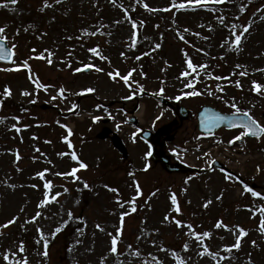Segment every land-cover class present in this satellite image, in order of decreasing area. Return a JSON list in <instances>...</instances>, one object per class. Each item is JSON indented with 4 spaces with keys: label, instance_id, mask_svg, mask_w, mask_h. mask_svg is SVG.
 Wrapping results in <instances>:
<instances>
[{
    "label": "rangeland",
    "instance_id": "374dc122",
    "mask_svg": "<svg viewBox=\"0 0 264 264\" xmlns=\"http://www.w3.org/2000/svg\"><path fill=\"white\" fill-rule=\"evenodd\" d=\"M49 2L53 6L40 11L43 0H18L16 4L0 0V26H6L7 46L17 45L14 57L17 63L45 49L54 53L51 65L46 60L29 61L32 72L48 86L47 90L35 88L28 79V69L0 71V118H3L0 122V225L18 217L14 224L0 229L3 233L0 235V264H6L2 259L5 251L17 250V236L21 233L32 236L30 241L34 249L18 253L17 259L26 257L29 264H100L101 257H107L105 264H155L153 257L162 264H176L173 251L184 258L186 264H217L219 257L213 259L199 255L202 251L199 243L207 244L212 252L230 257L219 260V264H248L249 256L253 264H264V236L257 230L260 213L257 212L255 217L252 215L253 210L264 206V199L248 198L249 193L244 192L234 178L225 180V173L208 169L209 164L217 160L243 182L258 186L256 191L264 196V139L256 142L243 140L246 154L219 147L215 149L209 141L208 150L196 152L195 157L192 152V158L188 157L191 166L197 168L196 173H168L161 164L149 159L147 146L137 136V127L128 123V113L143 104L144 115L139 117V125L143 129L153 131L171 120L175 121L174 126L178 125L171 109L161 108L147 94L163 97L176 108L184 106L188 111L187 119L163 154L164 157L177 158H183L185 154L181 150L175 153L173 148H181L184 143L194 141V115L200 106L209 105L221 112L235 113L229 105L217 99L218 96L230 102L234 97L242 111H249L253 118L264 124L260 118L264 113V95L249 91L254 80L264 84V71H255L264 69V20L261 19L264 0H206L205 6L169 11L163 9L169 8L173 0H118L115 5L109 0H62L59 5L54 0ZM145 3L159 10L148 11L143 7ZM220 16L225 18L223 24L218 19ZM133 20L137 22L135 29L131 27ZM249 23L251 28L242 37L239 47L232 45V31L239 34ZM233 24L236 26L234 30L230 27ZM185 28L189 31L185 32ZM84 29L88 32L98 30L97 35H86ZM133 31L137 33L136 46L131 48ZM180 35L185 40H180ZM226 40L229 43L226 44ZM157 43L161 45L158 49L155 48ZM97 46L106 60L87 51ZM32 49H36V53H32ZM185 53L194 64L206 63L209 66L207 72L212 76L229 77L232 82L209 79L201 72L193 83L195 89L204 94L183 96L182 93L192 90L185 87L191 77L180 75L186 69ZM84 64H92L103 71L97 72L95 67L86 74L74 71ZM237 64L244 67L238 69ZM12 66L0 63V68ZM132 68L136 71L130 81L133 82L131 89L119 78L117 82L107 75L116 69L127 74ZM245 69L249 75L239 76L238 73ZM236 80H240L242 88L235 86ZM141 85L143 91L139 90ZM217 85L224 91H217ZM5 87L11 89V96L2 95ZM61 87L65 89L66 98L58 95ZM89 87L95 91H83ZM161 87L163 95H158ZM239 89L243 91L239 92ZM207 90L215 95H207ZM23 91L31 95L24 96L21 94ZM52 96H57V99L52 100ZM129 96L132 99L130 103L125 99ZM176 96H181V99H175ZM77 100V112L70 115L69 109L77 104ZM41 105L48 108L41 110ZM93 117L100 119L94 122ZM13 124L20 129L19 132L12 128ZM61 125L72 129V135L68 137L73 145L71 149L62 139L68 132ZM133 133H136L135 142ZM239 133L220 131L213 136L214 142L225 145ZM16 151L21 156L19 161L15 158ZM72 151L88 165L87 169L77 173L81 177L79 181L55 175L78 166L70 156L57 155ZM145 164L149 165L146 171ZM46 168L50 171L45 173V179L35 177L36 172ZM46 181L52 182L50 197L56 193L61 195L45 207L38 208ZM84 181L89 188H84ZM133 181L139 183L142 195L136 196ZM32 184L39 187L32 188ZM104 185L118 189V192L109 191ZM172 193L176 194L182 209L177 218L192 223L197 232H212L211 238L197 242L185 234L189 231L186 227L178 229L172 222H163L165 215H177L170 210ZM117 196L122 202L136 196L137 210L132 212L128 204L120 209L116 203ZM208 200L212 203L205 208ZM38 211L40 217L25 224ZM69 211L73 214L71 219ZM121 211L130 215L125 217L118 254L114 255L109 252L110 237L107 233H114L119 226ZM218 220L233 231L216 229L214 225ZM97 224L105 231H99ZM237 225L245 228L247 235L242 238L239 250L224 252L225 245L235 242ZM57 227L61 231L53 236ZM37 228L48 240L47 257L42 255L43 240ZM78 228L82 229V234ZM253 240L258 247H253ZM185 243L189 244L187 251L183 248ZM128 245H132V249ZM134 250H139L141 255L132 256L130 253Z\"/></svg>",
    "mask_w": 264,
    "mask_h": 264
},
{
    "label": "snow or ice",
    "instance_id": "6c2138e0",
    "mask_svg": "<svg viewBox=\"0 0 264 264\" xmlns=\"http://www.w3.org/2000/svg\"><path fill=\"white\" fill-rule=\"evenodd\" d=\"M10 2L12 4H16L18 2V0H10ZM110 2L115 5L117 0H110ZM137 2H139V0H137ZM216 2H223V0H216ZM54 3L56 5H59L62 3V0H54ZM205 3H206V0H204L203 3H202V0H182V2H180V3H177L176 0H173L170 7L163 9V11H169L171 9H178V10L179 9H185L186 7L191 8V7H195V6H205ZM3 6L7 7V5H3ZM52 6H53V4L50 3L49 0H43V4H42V7L40 8V11H44L45 9L51 8ZM143 7L150 12H155V11L159 10V9L150 8L147 3H145L143 5ZM243 10H244V8L242 6L241 11H243ZM257 11H259V9ZM125 12H127V10H125ZM129 19H131V18L129 17ZM218 19H219L221 24L224 23L225 18L223 16H220ZM261 19L264 20V16H262ZM115 23L118 24V23H120V21H116ZM140 23L142 24L143 21H141ZM131 27L133 29H135L137 27V22L133 20ZM157 27H159V26L157 25ZM230 27H231V29L234 30L236 26L233 24ZM209 28H211V26H209ZM250 28H251V23L244 25L242 27V31H240L239 34H237L235 31H232L231 34H232V36H234V40L231 42V44L236 46V47H239L241 40H242V37L245 35V33H248ZM25 31H27V29H25ZM97 31L88 32L87 29L83 30V32L86 35H91V36L97 35ZM184 31L187 32L189 30L187 28H185ZM5 33H6V26H0V61H8L13 66L0 68V71L12 72V71H20L22 68L28 69V79L35 85V88L37 90H39V89L47 90L48 86L41 83L39 80V77L36 76L32 72L29 61L32 59L46 60L47 63L49 65H51L53 63L52 57L54 56V53L48 49H45L43 52H40L38 55H34V56L30 55L27 59L23 60L20 63H17L16 60L14 59V57L16 56L15 49H16L17 45L13 43L10 48L5 47V41L7 40V36L5 35ZM17 34H18V32H17ZM196 35L199 36L200 34L196 33ZM136 36H137V33L135 31H133L131 33V37H130L132 42L129 45V47L134 48L136 46ZM69 39H72V37H69ZM77 39H79V37H77ZM179 39L185 40V37L183 35H180ZM205 39H207V37H205ZM185 42L187 43V41H185ZM225 43L227 44V43H229V41L226 40ZM223 46L224 45L222 44L221 47H223ZM160 47H161V45L159 43H157L155 45L156 49H158ZM31 51H32V53H36L37 50L32 49ZM87 51L92 53L95 56L100 57L101 59H105V60L107 59V57L103 56L100 53L98 46L97 47H91ZM197 51H203V49H197ZM45 53L47 55H45ZM205 54H207V53H205ZM68 55L71 56V53H68ZM121 56H125V54L121 53ZM221 58H223V57H221ZM136 59L139 60L140 57H136ZM185 63H186V69L184 71H182L180 75H181V77H185V78L191 77V79L186 81L185 87L190 88L192 90L182 93L183 96L195 97V96H199V95L204 94V93L197 91L195 89L194 83H193L194 80H198L201 72H204L209 79H215V80H222L223 79V80H228L230 83L232 82L229 77L212 76L211 73L207 72V69L209 66L206 63L200 64V65L194 64L191 57H189L187 55V53H185ZM68 66L71 67L70 62L68 64ZM93 67H95V66L92 64H84L82 67L75 68L74 71L75 72H81V71H84V70H87V69H90ZM243 67L244 66L239 65V64L236 65V68H238V69L243 68ZM95 70L97 72L103 71V69L100 67H95ZM189 70H191V71H189ZM135 71H136V69L132 68L127 72V74H121L119 72V70L116 69L114 71L108 72L107 75L113 81H117V78H119L120 81H123V83L131 89L133 82H130V81H132L133 73ZM255 71H264V69H256ZM233 74H235V73H233ZM238 74L241 77L249 75L247 69L240 71ZM142 75H144V74L142 73ZM234 83H235V86L237 88L243 87L240 80H236ZM139 90L143 91L142 85L140 86ZM251 90L257 94L264 95V84H260L259 82L254 80V81H252ZM83 91L88 92V93H92L95 91V89L89 87L87 89H84ZM217 91L223 92L224 89L220 85H217ZM163 92H164V89H163V87H161V89L159 90V93H157V94L163 95ZM21 94L24 96L31 95V93H29L28 91H23ZM64 94H65V89L63 87H61L58 90V95L60 98H66L64 96ZM206 94L209 96L215 95V93L211 90H207ZM2 95L5 97L11 96L12 95L11 89L9 87H5ZM51 99L56 100L57 96H52ZM125 99H131V96L125 97ZM175 99L179 100V99H181V96H176ZM217 99L222 100L225 104L229 105L230 108L235 110V113L242 114L244 117L247 118L246 120L242 121L239 125V127L242 128L243 130L238 135H236L233 139L228 141L229 145L234 144L236 141L241 140L246 136H251V137H254L256 139H264V124H261L259 121H257L255 118H253L250 115L249 111H247V110L242 111L241 108L238 107L234 97L232 98L231 102L228 100H224V97H222V96H218ZM32 102L35 103V101H32ZM76 107H77V105L73 104L72 108H70L69 111H72ZM205 112H207V110H205ZM2 119L3 118H0V122H2ZM14 119L19 120L18 117H15ZM99 119H100V117H93L94 122L99 120ZM157 119H159V117H157ZM225 119H226V117L216 114L213 116H208L206 119L202 118L201 124H202V126H205L209 130H211V126L217 125L219 122L224 121ZM57 123H59V121ZM228 124L230 127H236L237 126L234 120H228ZM25 127H27V126H25ZM61 127H64L68 132V135L64 136L62 139L65 142H67L68 147L71 149L73 147V145H72V143L68 137L72 135V129L67 125H61ZM118 127H119V125H118ZM12 128H14L17 132L20 131V129L15 124L12 125ZM132 139H133V142H135L136 133L132 134ZM36 151L39 152L40 150L37 148ZM57 155H59L61 157L65 156V155L70 156L71 160L75 161L78 166L72 167L70 171L56 172L55 175L63 176L66 178L71 177L74 181L81 180V177H79L77 175V173L81 169H87L88 165L85 162H83L82 160H80V158L78 157L76 152L75 151H72L69 153L61 152V153H58ZM146 155L151 156L152 152L149 151ZM205 155H207V153H205ZM15 158H16V161H19L21 159V156H20L18 151H16V153H15ZM48 162L51 163V161H48ZM148 167H149V165L145 164L144 170L146 171L148 169ZM17 170L19 171L20 169L17 168ZM260 170L261 169L258 165L257 171L259 172ZM49 171H50V169H47V168L44 169L43 171H38L35 173V177H38V178L43 180V179H45V173H47ZM221 171L226 172V174L224 176L225 180H232L233 179L231 172H227L225 169H221ZM129 175H133V174L129 173ZM189 179H191V178H189ZM237 179H239V178L237 177ZM186 183H187V181H186ZM133 184L135 187L136 196L142 195V191H141V187H140L139 183L136 181H133ZM83 186L86 189L90 187L86 181L83 182ZM11 187H15V185H11ZM31 187L37 188L39 186L37 184H32ZM104 187L107 188L109 191L118 192V189L110 188L108 185H104ZM51 188H52V182L46 181L43 185V189H44L43 199H41L39 201V203L37 205L38 208L45 207L50 202L55 201L57 196L61 195V193H56L55 196L50 197L49 193H50ZM243 189H244V192L250 193L253 197H260V198L264 199V196H262V194L259 191L253 190V188L247 184L243 185ZM64 191L67 192L68 189L65 187ZM152 195H155V193H153ZM136 196H134L129 201H123V202L121 201V198L119 196H117L116 203L118 204L120 209H123L125 207V204H128L131 207V211L135 212L137 210L136 206H135L136 205ZM169 198L171 201V209L170 210H171V212H174L177 215L176 216L165 215L163 217V222H165V223L172 222V223H174L175 227L178 229H183L186 227L189 231L185 234L188 235L189 237L194 238L197 242H201L205 238H211L212 237V232H210V231H204L202 233L197 232L194 229L192 223L184 222L181 219L177 218L182 212V209H181V207L178 203V200H177V196L175 193H172ZM217 199L219 200L220 197L218 196ZM211 203H212L211 200L206 201L204 204V207L207 208L208 205H210ZM21 211H23V208L21 209ZM257 212L260 213L259 225H258L257 230L262 236H264V206H260V207L256 208L255 210H253L252 211L253 217L256 216ZM40 215H41V213L38 211L35 216L31 217V219H29V220H26L25 224L35 222L37 220V218L40 217ZM128 215H130L129 212L121 211L120 215H119V222H120L119 226L115 228L114 233H112V232L107 233V235L110 237L109 252L111 254H114V255L118 254V244H119L120 238L123 234V226H124L125 217ZM72 216H73L72 212L69 211L68 212L69 219H71ZM17 219H18V217H13L12 219L8 220L6 223L0 225V229L8 228L10 225L14 224ZM64 223L66 224L67 221H65ZM214 227L216 229L223 228V229L228 230V231H233V229L230 228L228 225L224 224L222 220H218L215 223ZM96 228L101 232L105 231V229L100 224H97ZM60 231H61V228L57 227L55 229V231L52 233V235L55 236L56 233H58ZM77 231L81 232V234H82V229L78 228ZM37 232L40 233L41 240H43L44 251H43L42 255L47 257L48 256V251H47L48 240L44 239V234L40 228H37ZM2 234L3 233L0 232V235H2ZM234 235H235V242L231 245H225L223 248L224 252L231 253L233 251V249L239 250L241 247V240L244 236L247 235V231L245 230V228L237 225L236 229L234 231ZM137 239H140V237H137ZM221 239H223V237H221ZM37 243H40V241L38 240ZM77 243H79V241H77ZM152 243H153V245H155V243H156L155 240H153ZM252 245H253V247H258L255 240L252 241ZM199 247L202 249V251L199 252V255H201V256H211L213 259H216L217 257H219V260L230 259V257H228V256H221L219 252L210 251L207 244L199 243ZM128 248L132 249V245H128ZM183 248L185 251H187L189 249V244L185 243L183 245ZM160 250L161 251H167V249H164V248H160ZM24 252H25L24 242L20 241L17 250L13 251V250L9 249V250L5 251L2 255V259L4 262H6V264H29L26 257L23 259H17V254L18 253H24ZM130 254L132 256H135V257H139L141 255L139 250H134ZM172 256L175 259L176 264H186V261L184 260V258H182L180 255H178L175 251L172 252ZM106 259H107V257H101L100 264H105ZM152 259L155 261V264H162V262L159 261L156 257H153ZM219 260H217V264H219ZM118 264H122V262H118ZM248 264H253L250 256H249Z\"/></svg>",
    "mask_w": 264,
    "mask_h": 264
},
{
    "label": "water",
    "instance_id": "95a60500",
    "mask_svg": "<svg viewBox=\"0 0 264 264\" xmlns=\"http://www.w3.org/2000/svg\"><path fill=\"white\" fill-rule=\"evenodd\" d=\"M6 47V46H5ZM7 62V61H5ZM205 110H207V112H205ZM222 115L224 117H226V119L224 121L219 122L217 125L211 126V130H209L207 127L202 126L201 124V120L202 118H207L208 116H213V115ZM247 118L244 116H236V115H224V114H220L219 112H217L216 110L209 108V107H204L201 109V111L198 113L197 115V124H198V130L204 134H208V133H213L215 130L224 127L226 129H233V128H238L240 123L244 120H246ZM228 120H234L236 123V127H230L228 124ZM157 137L154 136L152 137L149 133L144 132L142 134V138L144 140H146V142L150 145V151L152 152V155L150 156V158L154 161V162H160L163 163L166 167L167 170L169 172H177V171H186L187 169L184 168H171L168 166V161L166 159H164L161 155L156 154L155 150H154V145H155V138ZM251 137V136H249ZM212 167H216L218 169H224L222 166L218 165V164H213Z\"/></svg>",
    "mask_w": 264,
    "mask_h": 264
},
{
    "label": "flooded vegetation",
    "instance_id": "af4514ba",
    "mask_svg": "<svg viewBox=\"0 0 264 264\" xmlns=\"http://www.w3.org/2000/svg\"><path fill=\"white\" fill-rule=\"evenodd\" d=\"M177 131H178L177 128L174 127L173 129H171L170 126H168L166 131H164L162 133L163 135H162L161 139L164 142L169 141L171 138H173L176 135ZM159 141H160V139H159Z\"/></svg>",
    "mask_w": 264,
    "mask_h": 264
},
{
    "label": "trees",
    "instance_id": "16d2710c",
    "mask_svg": "<svg viewBox=\"0 0 264 264\" xmlns=\"http://www.w3.org/2000/svg\"><path fill=\"white\" fill-rule=\"evenodd\" d=\"M32 236L29 234V235H26V234H22V235H18V237H17V241L18 242H20V241H23L24 242V244H26L29 248H33V243H31V241H30V238H31Z\"/></svg>",
    "mask_w": 264,
    "mask_h": 264
},
{
    "label": "bare ground",
    "instance_id": "6f19581e",
    "mask_svg": "<svg viewBox=\"0 0 264 264\" xmlns=\"http://www.w3.org/2000/svg\"><path fill=\"white\" fill-rule=\"evenodd\" d=\"M144 107H141L139 108L138 112L136 113V116H143L144 115Z\"/></svg>",
    "mask_w": 264,
    "mask_h": 264
}]
</instances>
